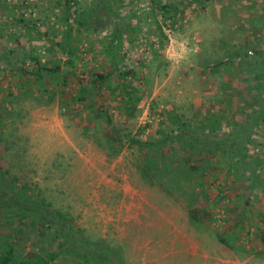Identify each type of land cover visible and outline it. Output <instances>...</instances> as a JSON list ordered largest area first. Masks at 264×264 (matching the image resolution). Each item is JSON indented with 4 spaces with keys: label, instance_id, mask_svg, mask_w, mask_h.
Listing matches in <instances>:
<instances>
[{
    "label": "rangeland",
    "instance_id": "rangeland-1",
    "mask_svg": "<svg viewBox=\"0 0 264 264\" xmlns=\"http://www.w3.org/2000/svg\"><path fill=\"white\" fill-rule=\"evenodd\" d=\"M35 59L59 71L36 80ZM95 73L106 78L92 86ZM263 109L264 0H0V166L72 230L54 239L26 220L23 253L64 241L54 264H95L98 249L119 264H264ZM169 115L197 142L181 143ZM167 156L197 179L175 183Z\"/></svg>",
    "mask_w": 264,
    "mask_h": 264
},
{
    "label": "trees",
    "instance_id": "trees-1",
    "mask_svg": "<svg viewBox=\"0 0 264 264\" xmlns=\"http://www.w3.org/2000/svg\"><path fill=\"white\" fill-rule=\"evenodd\" d=\"M67 7L70 6L67 4ZM91 18V16H90ZM94 20H86L84 22V18L82 20H78L77 24L79 27H83L84 29L90 28L95 30L97 27L94 25ZM87 23V24H86ZM86 24V25H85ZM62 47V45H60ZM36 65L33 68V73L35 77L34 79L38 80L43 78L44 74H49L53 76L55 72L59 71V66L56 65L54 67H48L46 64H42L38 59H35ZM69 62L72 63L71 59ZM121 74H127L126 72H122ZM92 81V86H94L95 82L106 78L102 74L95 73ZM129 87V86H128ZM84 85L80 87V90L76 92L75 99L79 102H85L87 100L86 89ZM130 92L133 91L132 87H129ZM125 92L127 95L128 103H131L130 92ZM129 108V107H128ZM100 115L103 114L105 123L107 125H111V131L115 135L116 143L119 144V148L125 144L122 139V133L120 134L119 129L114 127L115 125L112 122V118L106 114V111L100 110ZM264 114V109L260 111L259 115L262 116ZM258 116V117H260ZM169 124H174L175 128V137L177 136L180 142L190 145L197 142L196 134L193 133L190 128L184 123H178L179 119L177 117H173L171 115L168 116ZM2 128V127H1ZM2 133V132H0ZM168 140V136L166 135L161 142L166 143ZM191 140V141H190ZM125 142H127V146L131 148L132 143L136 144V146L140 149L149 145L146 141H141L139 138L134 139L129 135L125 134ZM157 142V141H156ZM156 144V143H151ZM150 144V145H151ZM160 144V142L158 143ZM148 158V162L146 163L142 175L147 181L152 180L158 176V173H153V166L151 165L152 160H156L159 158H155L152 155L147 153L146 159ZM167 161L162 162L164 165V172L166 175L170 176L175 183L180 182L181 176L183 177H191V179H197V172L195 167L190 165H185L179 162H174L171 157L167 156ZM165 157L163 156V161ZM151 172V174H150ZM39 191H35L30 183L21 178L19 175L15 173H11L2 166H0V228L10 229L9 232H1L0 231V264H54L57 258L60 256L63 249L67 246V243L63 241L57 242L56 248L54 250L44 251L41 253H23L21 252L15 245L14 236L16 233V229L18 225L25 224L26 220H34L39 224L43 225V223L48 225L49 227H54V235L53 238H57L61 234H67V232L71 233V228L67 227V223L59 211H51L49 205L40 199ZM197 196L200 194L196 192L194 189L189 192V208H188V218L191 223H196L200 216L198 213L193 210V205H195ZM3 215V217H2ZM13 221H17V223L13 224ZM19 230V229H17ZM18 232V231H17ZM230 247L233 248L231 241H226ZM76 247L74 242L72 243V248ZM112 253L106 251L105 249H98L93 252V261L95 264H119L117 259L112 258Z\"/></svg>",
    "mask_w": 264,
    "mask_h": 264
}]
</instances>
